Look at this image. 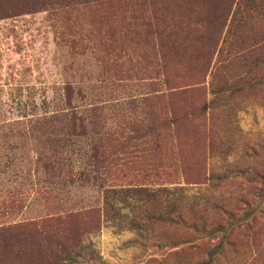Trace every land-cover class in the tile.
<instances>
[{
	"label": "trees",
	"instance_id": "trees-1",
	"mask_svg": "<svg viewBox=\"0 0 264 264\" xmlns=\"http://www.w3.org/2000/svg\"><path fill=\"white\" fill-rule=\"evenodd\" d=\"M117 6L120 14L108 10ZM50 9L79 10V22L96 26L94 48L118 88L109 101L88 103L79 87L75 104L67 86L59 107L24 121L37 147L31 188L45 185L37 189L47 202L75 184L103 189L102 206L44 220L43 229L54 220L58 231L68 226L71 246L72 232L124 214L149 241L167 242L164 257L148 264H264V137L251 143L233 117L253 88L264 106V0H0V19ZM91 36L65 42L85 54ZM134 78L147 91L134 90ZM230 176L248 178L256 192L219 201L193 191ZM20 209L13 198L3 214ZM28 224H0V264H53L42 241L18 243Z\"/></svg>",
	"mask_w": 264,
	"mask_h": 264
},
{
	"label": "rangeland",
	"instance_id": "rangeland-1",
	"mask_svg": "<svg viewBox=\"0 0 264 264\" xmlns=\"http://www.w3.org/2000/svg\"><path fill=\"white\" fill-rule=\"evenodd\" d=\"M108 10L121 13L119 6ZM71 15L77 18L69 20ZM79 34L93 37L88 40L90 48L85 54L79 49L72 50L65 42V36ZM97 35L96 26L79 22V10L65 14L61 9H50L0 19V224L9 221L29 223L18 231L21 235L18 243L31 247L42 241L53 264H148L149 260L164 257L169 251L167 242L157 238L149 241L141 228L131 229V216L111 214L98 230L86 234L72 232L76 240L72 242V237L71 246L68 226L64 225L67 228L58 231L60 222L54 220L47 232L43 229L44 220L51 223L50 219H57L68 211L102 206L101 187L75 184L61 189L57 197L47 202L37 189L45 185L35 184L32 189L30 184L31 174L34 182L37 181L33 163L37 147L31 132L24 131L27 128L24 121L28 122L33 115L49 114L59 107L65 101L67 86L76 91L75 104H79V87L84 88L88 103L98 98L110 100L112 89L118 88L112 84V80H117L107 74L109 63L103 49L94 48L95 43L100 42ZM105 79L108 84H101ZM132 81L134 90L147 91L146 80L134 78ZM92 86L97 90H92ZM260 91L259 87L251 89L233 115L239 126L250 133L253 144L264 137V106L257 101ZM194 97L198 98V95ZM210 165L209 172L212 173L218 164L212 160ZM192 188L200 194L215 195L219 201L233 196L235 199L242 193L252 197L256 192L249 179L240 176H230L218 187L213 186L212 180ZM13 198L22 209L11 216L3 214L4 204ZM51 216L53 218H49ZM178 232L177 228L170 230L174 235ZM58 239L67 243L61 244ZM36 260L41 262L43 259Z\"/></svg>",
	"mask_w": 264,
	"mask_h": 264
}]
</instances>
